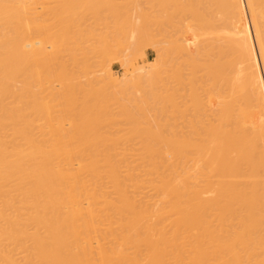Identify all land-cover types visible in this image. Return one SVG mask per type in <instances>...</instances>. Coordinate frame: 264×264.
Returning a JSON list of instances; mask_svg holds the SVG:
<instances>
[{
    "label": "bare ground",
    "instance_id": "6f19581e",
    "mask_svg": "<svg viewBox=\"0 0 264 264\" xmlns=\"http://www.w3.org/2000/svg\"><path fill=\"white\" fill-rule=\"evenodd\" d=\"M20 1L0 0V264H264V0H247L256 47L242 0L228 9L177 0L182 14L171 18L179 20L159 25L169 28L173 86H183L169 102L190 132L163 133L155 123L163 118L152 120L143 99L136 109L151 127L123 106L132 127L124 138L141 141L120 152L109 143L124 138H102L110 132L103 136L101 123L113 118L104 90L78 96L82 118L71 103L81 88V42L48 40L49 25L24 22L31 10ZM15 25L39 39L14 34ZM138 56L145 58L142 48ZM105 60L95 81L109 86ZM139 74L127 82L157 85ZM47 85L59 87L45 95Z\"/></svg>",
    "mask_w": 264,
    "mask_h": 264
},
{
    "label": "rangeland",
    "instance_id": "374dc122",
    "mask_svg": "<svg viewBox=\"0 0 264 264\" xmlns=\"http://www.w3.org/2000/svg\"><path fill=\"white\" fill-rule=\"evenodd\" d=\"M208 1L211 3V5L207 1L206 2L213 9L220 8V7H222L223 9H228L234 4V2H232V0H208ZM13 2H15V4H13V7L18 5L17 0H13ZM180 2L181 1L179 0V3ZM20 3L25 8L28 7L31 10V11H29V15L27 17H29V16H32V17H29L27 20L25 19L26 17H24V20H25L24 22L28 21L29 24L31 25L32 20H34L36 25L38 23H40L39 25H43V24H41V22H43V23L46 22L49 25V30L48 29L44 30V32L45 31L48 32V33L45 32V35L48 34L46 36V38L48 37L47 38L48 40L65 39V37L67 40V37H68L69 40L73 38L72 40H76L75 42H77V43H78V41H79V43L81 42L80 45H77L78 48H77L76 53H77L78 58L76 56L77 60L75 59V62H74L75 67L74 68L76 69L75 76H77V78H79L78 80L81 79L80 82L83 85H81L80 82L79 83L77 82V84L84 91L82 92L81 88L79 89V88H77L78 87L77 86L76 87L77 91L75 90V93H77L78 90H80L79 91L80 93L77 95V98L81 94H82V96H83V94H85L88 96L87 98H90L89 95H94V94H97L98 92H101L102 90H104L103 92L107 95V99L110 103V110L108 112L109 117L112 116L113 117L112 120L114 119L113 121H115V122H113L112 120L110 121L111 118H108L106 116L107 119H109V121L107 122L105 120L104 122H107L108 124L103 122L101 124L104 126H100L102 129L104 128L103 130H105V128H106V130L103 131L100 127H97V126H99V124L96 126L99 129L97 131H99V132L103 131L101 133V134L104 133L103 136H105L107 133L110 132L109 135H106L105 137H102V138L107 139L108 137L110 138L111 136H113L111 139L115 140L117 134L120 135L119 139H123L127 135L130 136L129 132H131V130H129V129L132 127H130L131 126L130 124H129L130 126L128 125V121L126 120V117L125 118L123 117V115L121 113V108H123V106H126L127 108H129L132 111L133 115L136 114L141 119L140 114H142V113H141V110L138 111L136 109V104L141 102L143 99H148V101L150 100L152 103L153 111H151V110H148V111H150L149 112L150 115H151V113H155V115L153 114L154 117L157 116V118L155 117V119H152V120L157 121V119L160 120L161 118H163L162 120H160L161 122L160 121L155 122V123H159V125L161 123L163 124V125H161V126H163V129H162L164 131L163 133H165L166 135H170L172 132H185V133L190 132L189 130L191 128H190L189 122L187 121L189 119H181V118L178 120L174 119L175 118L174 115H180V114H178V111L173 112L175 110H173L171 108V103L169 102V101L172 102L171 96L176 93V92H174L175 89H177L181 86H173V80L171 78V67H170L171 63L166 56L167 55V53H166V46L167 45L163 42L164 39L166 38L165 30L169 29V28L159 25V24H165L168 22H174V21L179 20L178 18H176V19L171 18L173 16V14L174 15H177L178 13L182 14V12L180 10L182 8H181V6L179 7L177 0H23V2L21 0ZM38 3H40V5L42 3L43 4H42V6H40V5H38ZM176 3H177L179 8L175 6ZM242 3H243V7H244V10L246 13L248 28H249V31L251 32L250 33L251 38H252V40L255 44V47H256L255 36L253 33L254 30H253L252 16H251L249 8L247 6L248 2H247V0H242ZM16 7H15V9H16ZM28 8H27V10H29ZM35 8H37L39 11L41 10V12H39L37 10L35 11ZM63 9H68V10L66 12V10H63ZM56 11L59 12L58 15H57ZM63 11L66 13L63 14V16H62L61 12H63ZM31 13H32V15H30ZM58 17H61V18H58ZM33 18H35V19H33ZM36 20H37V22H36ZM30 21H31V23H30ZM14 22L16 24V21H14ZM24 22H23L22 26H24ZM46 23L44 24V27H45ZM32 24L35 25L34 23H32ZM63 24H65L66 28L64 27ZM48 25H46V26H48ZM25 28L24 27L20 28L21 30L19 29V31H18L17 26L15 25L14 31L16 33L14 32V34L18 35V33H19L18 36H20V37H23L25 34V36L27 35V37L24 36V38H28V37L30 38L32 34L29 36L27 34L28 32L23 33L25 31ZM63 31H65V32H63ZM49 32H50V35H49ZM134 32L136 34L137 40L132 41V38H133L132 36H134V35H132V36H130V35L133 34ZM17 35H15V36H17ZM33 35L31 38H33L34 36H36V37L38 36L37 39H39V35H37V34L34 36ZM60 36H62V37H60ZM36 37H34V38H36ZM49 37L51 39H49ZM52 37H56V38H52ZM138 38L140 40H138ZM139 41H141V42H139ZM132 43H133V45H132ZM103 44H106L105 45L106 49L101 51V49L104 47ZM75 48H76V46H75ZM138 48H139V50H138ZM141 48L143 49L144 52L145 51L153 52V57L150 61L147 62L145 60V58L138 56V52L140 51ZM80 51H82V52L84 51L83 52L84 54ZM256 52H257V60L260 64V56L258 55V51H256ZM79 54H81V55H79ZM64 55H66V54H64ZM173 56L174 55H172V57ZM175 56H177V55H175ZM175 56H174V58H175ZM103 59H106L105 61L107 62V65L110 67L111 75L109 78L110 80L108 79L110 81V83H109L110 85L105 83L106 85H109V86H105L104 84H99V83H101V81H99L101 79V77H99V76L101 75L100 72L102 71V70H100V66H101V63L103 62ZM85 60H86V62H87V60L89 62L86 63ZM88 64H89V66H88ZM128 65H130V66H128ZM84 68H85V70H84ZM87 68H88V70H87ZM261 70H262V67H261ZM83 71L84 72L88 71V72L87 73L85 72V74H84ZM139 71H141V72H139ZM135 73L137 75L139 73H142V75L146 74L148 76L150 75V76L156 77V79H155L156 83H154V84H157V85L156 86H144V85L134 86V84L128 83L127 80L131 79V75H132V77L134 75H136ZM262 74H263V81H264L263 70H262ZM139 75H141V74H139ZM77 78H75V79L77 80ZM98 78H99V80H98ZM88 79L89 80L91 79L93 83L90 82L91 80L89 81ZM95 80H97L99 83ZM87 81H89V82H87ZM86 83H88V84H86ZM84 85H87V86H84ZM102 85H103L104 89H101ZM40 87L41 86H38L37 89ZM55 87L58 88L59 86H50V85H47L45 87L42 86V88L48 89V91L45 93V95H50L51 92H55L53 89H51V88H55ZM63 87H65L64 91L66 92V88L68 86H63ZM153 87H154V89L152 90ZM182 87H181V89H182ZM188 87L191 88L193 86H187V89H188ZM196 87H199V86H196ZM49 89L53 90V91H50ZM70 90H71V88H70ZM58 91H59V89H58ZM62 91L63 90H61L60 94H62L64 92V91L63 92ZM72 92H74V91H72ZM151 92H157V93H159V95H161L160 100L163 99L164 104L162 103V105L166 106L167 110L164 109L162 106H160V104L155 105L156 103L155 104L153 103L154 99L152 98L153 95L151 94ZM173 92H174V94H173ZM47 93H49V94H47ZM52 94H54V93H52ZM82 96H80V97L82 98ZM44 97H47V96H44ZM50 97L52 99V96H49V97H47L48 99L45 98V99H47V101L46 100L45 101L48 102ZM65 97H66V95H65ZM53 98H54V96H53ZM87 98H85V99H87ZM51 99H50V103L54 102V105H56L55 101L52 99L53 100V102H52ZM66 100H65V103L67 102ZM79 100H80V98H78V100H75L76 102L78 101L77 106H76L75 101L71 100V103L74 102L73 105H75V106H73V107H74V110H76L75 113H77V114L79 111H81V109H79V108H81L82 102H79ZM60 101H58V102H60ZM68 103H70V101ZM79 103H80V105H79ZM185 103H187V106L189 107L188 111H187L188 112L187 114H189L195 108V106L193 105V102L190 98H188ZM181 104L183 105V103H181ZM50 105L53 106V104H50ZM157 107L158 108L162 107L167 112L165 114L163 113L161 115L162 109L158 110ZM181 107L179 108V110L182 109ZM184 107H186V106H184ZM184 107H183V109H184ZM74 110H73V113H74ZM77 110H79V111H77ZM185 110H183L184 114H185ZM84 111H82V112L84 113ZM82 112H80V114H82V116H83ZM137 112H140V113H137ZM180 113H181V110H180ZM80 114H78L77 117H79V116L81 117ZM153 115H151V116H153ZM137 116H135V117L138 119ZM65 117H66V115H65ZM87 117H88V115H87ZM142 117H144L146 123H147V121H149V119H146L144 115ZM68 118H69V116H68ZM176 118H178V117H176ZM66 119H67V117H66ZM66 119L64 120V122H67ZM141 120L143 123L142 126H144V124H146V123H144L143 119H141ZM141 120H138V121L141 122ZM126 121H127V125H126ZM69 122H70V120L68 121V123H65L66 124L65 128L67 131L69 130ZM152 122L154 123V121H151L149 123H152ZM114 123L117 125L116 129H115L116 125ZM118 124H119V126H118ZM146 125H149V124L147 123ZM127 126H128V128H126ZM118 127L122 128V129H120ZM147 127H151V126L149 125ZM108 130H110V131H108ZM113 130L114 131L116 130V132H114ZM127 130L129 131L128 134H127ZM106 131H107V133H105ZM111 132L112 133L114 132L115 135H114V133L112 135ZM122 132H123L124 136L121 138ZM143 132H144V130H143ZM140 133H142V132H140ZM145 133H147V132H145ZM144 135H147V134H144ZM126 138H124L123 142L121 140H116L117 142L113 143V140L111 141V139L108 140L109 142L111 141L110 143L108 141L107 142L109 144L112 143L113 146L116 144V146H114V147H115V149H117L116 151H118V152H120L118 149L122 150L123 147H124L123 149L130 147L129 151H131V148L133 150L140 148V145H138V144H140L139 142L141 141L138 139L140 137L135 138V137L131 136V137H128L127 139ZM129 138H131L130 139V141L132 142L131 144L128 143ZM135 139L138 140L137 143H135L136 142ZM133 141H134V143H133ZM124 142L128 143V144L127 143L125 144L127 146L124 145ZM136 145L139 146V148H137ZM166 150H168V149H166Z\"/></svg>",
    "mask_w": 264,
    "mask_h": 264
},
{
    "label": "crops",
    "instance_id": "0c3cea01",
    "mask_svg": "<svg viewBox=\"0 0 264 264\" xmlns=\"http://www.w3.org/2000/svg\"><path fill=\"white\" fill-rule=\"evenodd\" d=\"M153 57V52L150 51H145V60L148 62L152 59Z\"/></svg>",
    "mask_w": 264,
    "mask_h": 264
}]
</instances>
